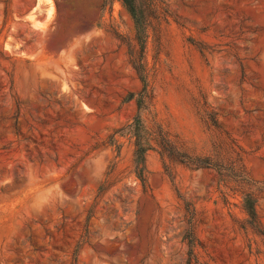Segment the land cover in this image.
Returning a JSON list of instances; mask_svg holds the SVG:
<instances>
[{
	"label": "rangeland",
	"instance_id": "obj_1",
	"mask_svg": "<svg viewBox=\"0 0 264 264\" xmlns=\"http://www.w3.org/2000/svg\"><path fill=\"white\" fill-rule=\"evenodd\" d=\"M154 1L142 53L121 0H0V264H264V0Z\"/></svg>",
	"mask_w": 264,
	"mask_h": 264
},
{
	"label": "trees",
	"instance_id": "obj_2",
	"mask_svg": "<svg viewBox=\"0 0 264 264\" xmlns=\"http://www.w3.org/2000/svg\"><path fill=\"white\" fill-rule=\"evenodd\" d=\"M124 6L127 8L129 13L131 14L136 30V41L140 46L141 52H145L146 40L148 38V27H149V15L147 13V9L156 10L158 8L156 2L151 0L148 6L143 5L141 0H121ZM146 6V7H145ZM135 67L140 68V61H133ZM142 68V67H141ZM140 68V69H141ZM142 80L145 82V78L142 76ZM143 98V97H142ZM142 100L138 101L139 109L137 115L134 119L129 122L127 125L122 127L121 129L114 132V135L111 137V142L114 144L116 142L117 136H130L134 139L135 152H134V169L136 176L141 180L143 185H146V173H147V153L151 150H155V145L163 146L164 148L169 147L168 139L162 138L158 139L157 135L154 132L150 131L147 127L144 116H143V107ZM170 142V141H169ZM169 144V145H168ZM172 151L171 153L176 154L180 153ZM180 158V157H178ZM183 156L180 158V162L186 163ZM198 167H208L210 163L208 161H201V163L197 164ZM244 210L248 216L247 223L250 225L252 229L262 234L261 223L259 220V216L256 210V200L252 196H248L244 198ZM192 236V235H191ZM192 246V243H191Z\"/></svg>",
	"mask_w": 264,
	"mask_h": 264
},
{
	"label": "clouds",
	"instance_id": "obj_3",
	"mask_svg": "<svg viewBox=\"0 0 264 264\" xmlns=\"http://www.w3.org/2000/svg\"><path fill=\"white\" fill-rule=\"evenodd\" d=\"M51 174L52 170L49 169V179L51 178ZM24 175L27 182L33 186L42 182L40 175L35 169H24ZM66 196L67 193L63 192L62 183H48L34 193L31 207L35 212H42L53 204H62Z\"/></svg>",
	"mask_w": 264,
	"mask_h": 264
}]
</instances>
